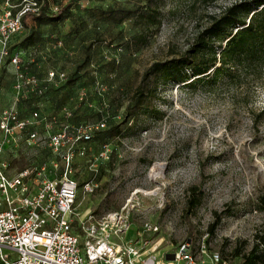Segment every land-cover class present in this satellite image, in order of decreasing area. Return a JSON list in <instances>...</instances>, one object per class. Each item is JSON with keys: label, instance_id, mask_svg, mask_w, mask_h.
Returning <instances> with one entry per match:
<instances>
[{"label": "rangeland", "instance_id": "374dc122", "mask_svg": "<svg viewBox=\"0 0 264 264\" xmlns=\"http://www.w3.org/2000/svg\"><path fill=\"white\" fill-rule=\"evenodd\" d=\"M239 1L43 0L44 20L62 16L41 25L29 19L10 50L45 91L15 105V69L5 61L0 72V110L15 106L21 119L34 111L56 115L54 132L63 124L104 123L73 160L76 204L113 212L136 192L140 208L127 239L158 226L148 235L161 240L158 259L183 244L197 255L204 244L207 255L241 264L263 225L257 200L264 196V64L227 86L168 84L152 95L153 79L143 81L155 63L184 53L212 17ZM50 72L55 78L46 82ZM34 128L47 133L42 124ZM34 152L20 142L5 159L20 171L49 157ZM152 169L161 174L152 179Z\"/></svg>", "mask_w": 264, "mask_h": 264}, {"label": "built area", "instance_id": "2783aa9c", "mask_svg": "<svg viewBox=\"0 0 264 264\" xmlns=\"http://www.w3.org/2000/svg\"><path fill=\"white\" fill-rule=\"evenodd\" d=\"M43 4V0H22L12 5L8 0L0 6V72L5 61L15 69V105L45 91L37 77L22 70V56L10 51L11 40L23 29L26 17H38ZM54 78L50 72L46 82ZM61 114L66 119L71 116L65 108ZM37 124L46 129L42 137L34 128ZM57 124L56 115L34 111L29 119H21L15 106L0 110V264H227L217 254L207 255L204 244L197 255L183 244L158 259L161 240L148 238L159 232L156 225L146 226L135 241L127 239L133 227L131 217L140 208L136 192L117 211H80L73 160L86 154L84 145L104 123L63 124L54 132ZM20 142L45 150L49 157L10 175L3 154ZM169 254L172 260L166 259Z\"/></svg>", "mask_w": 264, "mask_h": 264}, {"label": "trees", "instance_id": "16d2710c", "mask_svg": "<svg viewBox=\"0 0 264 264\" xmlns=\"http://www.w3.org/2000/svg\"><path fill=\"white\" fill-rule=\"evenodd\" d=\"M61 16L62 12H58L44 20L42 14L28 15L23 27H27L29 19L41 25L58 21ZM261 64H264V0H243L224 9L219 17H212L209 26L184 53L155 63L144 74L143 81L153 79L152 95L168 84L191 89L199 84L227 86L239 84L242 76L254 72ZM137 93L139 106L143 87ZM257 204V210L264 216V196L258 198ZM253 239L251 250L243 256L241 264H264V220Z\"/></svg>", "mask_w": 264, "mask_h": 264}, {"label": "bare ground", "instance_id": "6f19581e", "mask_svg": "<svg viewBox=\"0 0 264 264\" xmlns=\"http://www.w3.org/2000/svg\"><path fill=\"white\" fill-rule=\"evenodd\" d=\"M161 169H162V167H160V170H161ZM160 174H161V171L158 172V173H155V172H154V169H152L151 172H150V177H151L152 179H154V178L158 177Z\"/></svg>", "mask_w": 264, "mask_h": 264}, {"label": "crops", "instance_id": "0c3cea01", "mask_svg": "<svg viewBox=\"0 0 264 264\" xmlns=\"http://www.w3.org/2000/svg\"><path fill=\"white\" fill-rule=\"evenodd\" d=\"M35 150H36V149H35ZM6 153H8V151H6V152L3 154V158H5ZM34 153H35V152H34V150H33V154H34ZM37 158H38V157H37ZM9 164H10V175H13V174L19 172V171H14V170L11 169V161H10V160H9ZM20 171H21V170H20Z\"/></svg>", "mask_w": 264, "mask_h": 264}, {"label": "water", "instance_id": "95a60500", "mask_svg": "<svg viewBox=\"0 0 264 264\" xmlns=\"http://www.w3.org/2000/svg\"><path fill=\"white\" fill-rule=\"evenodd\" d=\"M166 259H167V260H172V259H173V255H170V254L167 255V256H166Z\"/></svg>", "mask_w": 264, "mask_h": 264}]
</instances>
